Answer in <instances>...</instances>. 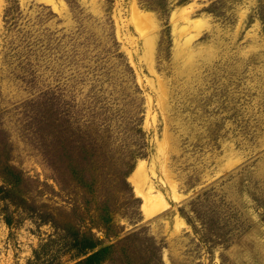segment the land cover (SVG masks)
I'll list each match as a JSON object with an SVG mask.
<instances>
[{
  "label": "rangeland",
  "instance_id": "1",
  "mask_svg": "<svg viewBox=\"0 0 264 264\" xmlns=\"http://www.w3.org/2000/svg\"><path fill=\"white\" fill-rule=\"evenodd\" d=\"M90 237L95 264H264V0H0V264Z\"/></svg>",
  "mask_w": 264,
  "mask_h": 264
},
{
  "label": "trees",
  "instance_id": "2",
  "mask_svg": "<svg viewBox=\"0 0 264 264\" xmlns=\"http://www.w3.org/2000/svg\"><path fill=\"white\" fill-rule=\"evenodd\" d=\"M148 7H150V4ZM153 7L163 10L162 5L160 4H157ZM84 167L89 168V160H86L85 163L83 164V167L80 169L84 171ZM69 168H70L69 170L71 173H74V174L77 173V169L74 166L69 167ZM17 176L19 178V175ZM97 244H98L97 241H95L92 237H90L87 242L83 243L82 245H78V250H79L78 253H80L81 256H84V255L86 256L77 260L76 262L72 264H95L99 262L101 260L100 259L101 255L103 253H106L108 249H110L111 246H104V247H99L98 249H94V247Z\"/></svg>",
  "mask_w": 264,
  "mask_h": 264
},
{
  "label": "bare ground",
  "instance_id": "3",
  "mask_svg": "<svg viewBox=\"0 0 264 264\" xmlns=\"http://www.w3.org/2000/svg\"><path fill=\"white\" fill-rule=\"evenodd\" d=\"M141 16L142 18L144 19H149V15L146 13V12H143L141 13ZM135 18V17H134ZM144 177V168H143V161H139L135 168L133 169L132 173L129 175V179L132 180L135 184V189L138 190V185H137V182L138 180H140L141 178ZM142 182V181H141ZM143 185V184H142ZM148 189V187H146ZM146 189V190H147ZM144 190V189H143ZM152 191H151V188L149 187V190H148V193L150 194ZM149 197V199H153V195L152 196H147ZM147 198H145V201L147 202ZM145 206H146V203H145ZM146 212V211H145ZM151 213V212H150ZM148 212H146V214H150ZM153 215V214H152Z\"/></svg>",
  "mask_w": 264,
  "mask_h": 264
}]
</instances>
